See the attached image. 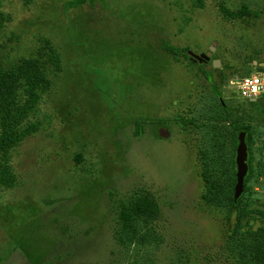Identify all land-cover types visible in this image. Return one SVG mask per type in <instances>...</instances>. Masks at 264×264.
Instances as JSON below:
<instances>
[{
    "label": "rangeland",
    "instance_id": "rangeland-1",
    "mask_svg": "<svg viewBox=\"0 0 264 264\" xmlns=\"http://www.w3.org/2000/svg\"><path fill=\"white\" fill-rule=\"evenodd\" d=\"M67 1L0 0L9 18L0 69L34 56L41 40L62 57L33 117L37 131L12 152L16 184L0 189V264H125L115 209L135 194L156 201L160 243L128 261L241 264L227 210L201 199V154L215 127L228 139L249 126L250 151L264 160V111L230 84L248 75V59L264 63V0H104L65 10ZM161 43L210 52L198 64L212 82ZM160 124L168 138H155Z\"/></svg>",
    "mask_w": 264,
    "mask_h": 264
},
{
    "label": "trees",
    "instance_id": "trees-1",
    "mask_svg": "<svg viewBox=\"0 0 264 264\" xmlns=\"http://www.w3.org/2000/svg\"><path fill=\"white\" fill-rule=\"evenodd\" d=\"M25 4L33 0H23ZM104 0H68L64 4L65 10L78 9L93 5ZM226 15L241 17L245 10L231 13L221 8ZM8 17L0 10V34L4 29ZM161 47L174 60L186 50H180L171 45L161 43ZM253 58L248 59L245 67L248 75L259 67L261 62L253 66ZM191 66H197L199 72L202 66L189 58ZM62 70L60 52L47 40H41L34 56L21 59L6 69H0V189H10L16 184V174L11 165V155L23 140L34 134L39 123L33 120L40 102L41 95L51 86V77H56ZM205 78L212 82L211 73H205ZM213 90V94H215ZM217 95V93H216ZM253 108L264 111V105L258 101L246 100ZM260 106V108H259ZM261 111V112H262ZM264 113V112H262ZM140 120L135 123L134 136L141 135ZM161 126L158 125L157 127ZM220 127H215L212 133L213 141L210 153L201 154V181L203 193L201 199L208 207H225L228 236L238 240L240 245L241 264H264V160L261 156H253L249 147V126L236 127L228 135L222 136ZM245 132L247 144L248 172L244 178V189L239 198H234L236 182L235 152L238 135ZM155 138L159 139L157 130ZM228 142V143H227ZM264 156V152L261 153ZM160 210L156 201L144 194L131 195L122 200L115 209V227L113 238L117 246L127 257L125 264H139V260L131 259L139 256L143 250L151 246H158L160 237L156 231V221ZM47 264H51L47 263Z\"/></svg>",
    "mask_w": 264,
    "mask_h": 264
},
{
    "label": "water",
    "instance_id": "water-1",
    "mask_svg": "<svg viewBox=\"0 0 264 264\" xmlns=\"http://www.w3.org/2000/svg\"><path fill=\"white\" fill-rule=\"evenodd\" d=\"M212 50H213V47H211V51ZM187 55L189 56L190 60L193 62L206 63V61L209 60L211 53L207 52L206 54H201L198 56L190 51H187ZM256 65L257 63L254 62V66ZM212 67L213 68L219 67V61L213 60ZM259 67H264V63L259 64ZM253 101L254 100H252V102ZM157 134L161 138H168L167 127L162 126V125L159 126L157 128ZM247 156H248V153H247V144L245 142V132H240L238 135V143H237L236 152H235L236 182H235L234 190H233L235 199L240 197L244 189V178L248 172Z\"/></svg>",
    "mask_w": 264,
    "mask_h": 264
},
{
    "label": "built area",
    "instance_id": "built-area-1",
    "mask_svg": "<svg viewBox=\"0 0 264 264\" xmlns=\"http://www.w3.org/2000/svg\"><path fill=\"white\" fill-rule=\"evenodd\" d=\"M254 75L257 76L260 80H264V70H256L249 76H244L242 78L236 79V83H235L236 90L241 99L250 100V101L264 99V88L261 89L259 96H255V95H245V90L242 89L241 87L244 85L246 80L252 79Z\"/></svg>",
    "mask_w": 264,
    "mask_h": 264
},
{
    "label": "clouds",
    "instance_id": "clouds-1",
    "mask_svg": "<svg viewBox=\"0 0 264 264\" xmlns=\"http://www.w3.org/2000/svg\"><path fill=\"white\" fill-rule=\"evenodd\" d=\"M236 83L230 81V84ZM245 90V95L259 96L261 89L264 88V80H260L257 76H253L252 79L246 80L244 85L241 86Z\"/></svg>",
    "mask_w": 264,
    "mask_h": 264
},
{
    "label": "flooded vegetation",
    "instance_id": "flooded-vegetation-1",
    "mask_svg": "<svg viewBox=\"0 0 264 264\" xmlns=\"http://www.w3.org/2000/svg\"><path fill=\"white\" fill-rule=\"evenodd\" d=\"M260 105H264V101H258Z\"/></svg>",
    "mask_w": 264,
    "mask_h": 264
},
{
    "label": "crops",
    "instance_id": "crops-1",
    "mask_svg": "<svg viewBox=\"0 0 264 264\" xmlns=\"http://www.w3.org/2000/svg\"><path fill=\"white\" fill-rule=\"evenodd\" d=\"M160 46H161V45H160ZM161 50H163L162 47H161ZM163 51H164V50H163ZM164 52L167 53L166 51H164ZM254 62H255V61H253L252 64H254ZM256 63H257V62H256ZM260 64H261V63H260ZM239 98H240V97H239Z\"/></svg>",
    "mask_w": 264,
    "mask_h": 264
}]
</instances>
